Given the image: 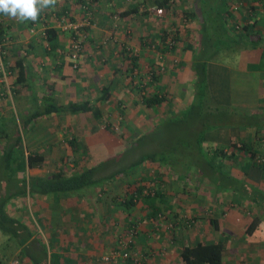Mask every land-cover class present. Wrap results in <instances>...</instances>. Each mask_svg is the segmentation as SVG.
Segmentation results:
<instances>
[{"label":"crops","instance_id":"obj_1","mask_svg":"<svg viewBox=\"0 0 264 264\" xmlns=\"http://www.w3.org/2000/svg\"><path fill=\"white\" fill-rule=\"evenodd\" d=\"M211 1L207 3L206 0L168 1L170 5L168 9L175 15L183 16L188 23L187 30L197 34L195 41L191 42L190 39L176 47L182 61L180 63L183 64V69L178 74L180 83H174L176 90L180 95L187 90L186 85L189 84L190 93L185 92V95L188 97V102L192 100L193 80L189 81L191 75L194 76V71L190 66L195 60L196 48L202 36L201 24L206 22L208 30L212 31L210 34L213 41H221L219 49L210 57L206 66L209 96L219 105L264 114V64H261L264 63L262 58L264 0L259 2L257 0H215L219 10L214 13L208 6ZM133 8H136V11H131ZM168 9L157 7L156 0H57L55 6L40 13L36 22L30 20L20 22L0 14V43L4 49L0 63V121H3V118L23 119L37 105L42 109L45 100L50 98L60 105L88 101L99 111L96 116L92 110L77 113L57 111L32 120L27 127L26 140L32 144L31 152H37L43 156L40 164H43L44 169L37 171L40 170L37 167L39 164L30 168L32 169L30 177L50 176L58 171L69 176L85 168L96 166L98 164L96 152L98 147L95 145L94 148L96 138L107 146L106 150L111 147L115 155L121 153L117 152L116 147L114 151L112 148L114 144L117 148L121 146V143L117 142L118 139L114 140L105 129L98 128L97 116L106 120L109 116L107 112L118 105L119 108L124 106L123 109L126 111L133 110L134 103H143L140 97L131 95L129 91L133 89V86H129V82L126 81L129 77L127 74L130 57L123 52L127 49L125 47L130 38L126 39L125 30L128 29L129 32L132 29V35L136 34V39L133 41L135 40L139 50L136 55L140 75L138 74L137 77L142 78L146 83V79H150L148 72L150 65L155 66L160 52L153 45L152 51L147 49L151 46L146 43V39H143L144 31L142 30L147 29L145 22L152 25L156 20V23H159L157 16L160 10L167 12ZM88 13L90 16L92 14V18L89 24H85L83 21L88 17ZM179 21L180 18L177 19V22ZM64 22L83 24L80 30L82 44L76 57L72 55V32L62 29ZM238 22L241 27L247 26V34H244V30L239 34L235 32L234 27ZM50 28L55 29V35L51 38L47 34ZM220 33L225 39L217 37ZM242 35L244 36L241 37ZM227 47L231 50L227 51ZM222 52L228 56L226 62L221 59L224 56ZM217 54L222 56L217 57ZM19 59L24 60L25 65L26 83L24 85L22 83L14 85L19 70L15 64ZM172 70L179 71V67L175 66ZM169 74L160 75L151 91L158 86L162 89L168 87L169 91H172ZM104 87L109 88V94L104 99H100ZM185 87L186 90H184ZM140 105H136L138 109H147L144 104ZM148 116H150L148 119H154L151 118L150 113ZM96 128L100 131L96 132ZM209 131H219V135H204L205 142L222 145L224 150H227L225 145L232 140L250 141L254 144L257 153L264 154L262 151L264 128L256 130L252 127L219 126ZM70 142L75 146H72ZM86 145H88L87 149H85ZM45 162H51L49 165L52 166L46 168ZM83 162H87V165L81 166ZM63 163L65 165L61 167ZM143 165L146 166V170L153 166V175L158 178L156 189L163 193L154 201L158 211H155L156 214L151 211L150 205L148 206L144 199L128 204V196L123 194L127 186L118 184L115 188L118 192L113 191L114 183L123 175L106 180L103 188L95 189L91 186L85 188L80 194H35L33 200L28 201V205L30 203L29 208L34 206L37 212L40 211V218L46 228L45 235L49 238L53 253L78 255L81 260L77 264H136L137 262L184 264L179 250L180 239L190 237L183 232V229L188 227L186 223L196 221L200 224L208 218L209 224L213 226L211 223L213 219L210 220L212 215L207 214L208 201L212 200L207 193L209 189L205 191L202 186H199L191 190L189 183L187 185L186 181H181L176 175L173 176L171 170L159 162L145 161ZM251 169V174H257V177H261L260 182L264 181L262 169L255 171ZM137 179L140 180V184H145L143 175ZM121 181L122 179H119L118 182ZM252 185L264 189V184L260 186L258 183H252ZM91 188H93L92 191ZM109 192L117 194L110 198L107 197ZM102 193L105 194L104 198ZM225 194L219 193L218 200H223ZM228 195L235 196V193H228ZM218 204L215 206L219 210L222 204L220 203L219 206ZM34 208L31 211H36ZM205 210L203 217H208L203 219L202 212ZM162 214L172 218L171 222L175 224L172 233L168 234L167 229L160 227V224L164 223ZM236 219L234 222L237 226L233 223H231L232 226L228 224L225 226V223L220 220L216 232H212L211 226L203 230L200 228L203 231L200 233V238L187 242L191 244L198 241L222 242L225 247L223 264L225 252H229L233 260H235L234 256L245 252L244 258H250L253 264H264V243H253V241L243 243L244 236L238 237L233 233L238 230L232 229H238V224L242 226L244 219ZM217 220L219 221V216ZM131 222L138 223V227L135 226L138 229L135 231L133 240L127 245L128 251L135 256V259L128 262L124 260L123 262L121 260L102 262L100 260L102 255L111 254L119 249L117 244L119 234L116 235L119 232L115 223H119V226L121 224V229L123 228L124 234H127L131 229L130 226L133 225H130ZM25 223L33 232L32 238L38 236L29 226L31 223ZM152 226H155V229ZM178 229L182 230L178 231ZM226 229L228 231H225ZM238 233L241 232L238 231ZM144 244L148 245L145 249ZM31 246L32 253H35L34 247L36 248L38 244ZM228 248L230 251H227ZM15 255L13 264H21V262L24 264L25 259L32 264V260L24 256L21 250L17 249ZM63 259V257L59 258L58 263L66 264ZM0 263L4 264L5 261ZM246 263L251 264L249 260Z\"/></svg>","mask_w":264,"mask_h":264},{"label":"rangeland","instance_id":"obj_2","mask_svg":"<svg viewBox=\"0 0 264 264\" xmlns=\"http://www.w3.org/2000/svg\"><path fill=\"white\" fill-rule=\"evenodd\" d=\"M208 1L210 2V0H206V3ZM209 4L208 6L211 12L214 13L217 10H219L217 3L215 4V0H212L211 3ZM168 11L164 12V10H160L159 16H157L159 23H156V20L155 22L153 21L154 23H152V25L149 23L147 24V22H145V27H147V29L142 30L144 31L143 36H142L143 39H146L149 41L150 39H152L153 40L152 42H154V39L160 40L159 35H161L164 31L168 36L167 40L170 42L174 41L173 44L175 45L177 44V46H181L183 42L188 41L190 39H191V42L195 41L197 34L196 32L192 33L189 30H187L188 23L187 21L184 20V17L180 15L179 16L175 15L174 12H172V10L168 9ZM178 18H180L179 22H177ZM214 27L216 26L214 25ZM234 30L238 34L243 33V29L240 25V22L235 24ZM125 32H126V39L130 38L129 39L130 42L128 41L127 43L128 45L126 44L127 47L125 46L124 47L133 51L132 55L139 53V50H137L138 46L135 44V40L133 41V39H136L135 38L136 34L135 36L132 35V29H130L129 32L127 29L125 30ZM221 34L222 33L218 34L217 37H221ZM173 37H175L176 39L174 40ZM221 38L225 39L224 37H221ZM81 44H82V40H81ZM239 47L241 48L243 46H239ZM245 47L248 48L249 46H245ZM147 49L149 51H152L153 48L148 47ZM229 50H231V48L227 47V51ZM159 52H160V56L159 58H157L158 61H156V64H155V67L157 68V72L159 76L162 74L166 76L170 72L172 73V75L171 73L168 75L169 81L172 84V91H169L168 87L163 89L164 90L163 94H165L167 96V99L169 100L167 102H164L158 109L157 108L152 109L146 106L145 107L147 109H144V110L138 109L137 106H141L140 104H142L140 102V104L134 103L133 110L127 109L125 111L123 109L124 106H122V108H119V105H118L116 108L110 110V112H107L109 116L107 117L106 120L97 118L99 119L98 120L99 124L97 125L98 128L100 130L105 129L107 134L111 135L114 138V140L118 139L117 142L121 143V146L119 148H117L115 144L112 145L113 151L115 150V147H116L117 152H121L115 155V153L112 152L111 147L108 148V150H106L107 146L104 143H100L101 140L96 138L94 142L95 143L94 148H95V145L98 147V150H96V152L98 153L97 154L98 163L101 161L102 162L106 161V166L103 168L105 170L109 169V171H111V170H115L118 165L120 166L119 167L120 169L123 168V164L127 163L132 158L137 159L140 155L148 152L149 150H156L158 148L157 151L164 153V155L169 156V157H172V154H174V157L176 159L175 164L172 163L173 165L171 166V168L169 166L167 167V169L171 170L172 175L173 176L176 175V177L180 179L181 181H186L187 185L189 183L191 190L192 189L195 190V187L200 186L199 184L205 185V187L201 185L204 190L209 189L207 193H208L209 198H212V200L208 201L207 214H209V216L212 215V217H210V220L212 219L217 220V216H219V221L217 220V223L220 222L221 220L223 223H225V226H227V224L229 226H232L231 223L237 226V224H235L234 222L237 220L236 218L244 219L242 226L238 224L239 226L238 229H232V230H238L241 233L239 234L238 231L233 232L232 230L231 232L238 235V237L244 236L243 243L245 244L249 243L250 241H253V243H264V214L262 216L261 213L259 212L258 207H254L249 202H245L244 201L245 199L243 197L241 196L239 197L236 194L235 196L234 195L231 196V195H228V193H226L225 196H223V200H218L219 198L217 197H219L220 190L217 189V185H216V183H219L220 181L219 179L220 170L223 172L229 173L230 175L236 177L237 179L239 178L244 179L251 184L258 183L260 184V186H263L264 181L260 182L261 177H257L258 176L257 174L256 175L251 174L250 168L247 169V167L245 166L246 165L245 162L248 161V157L242 156L240 154V156L237 159L229 160L225 157L215 156L214 157L215 162H213L212 166H210L208 164L209 160L206 162V159H208V157L200 155L199 152L193 149V146H194L193 144L195 143V137H196L194 133L201 128L200 123L204 118L203 119L198 118L197 120L195 119V120H189L185 122H180V120H176L178 118L179 112L184 107L189 105V103L191 102V101L188 102V97L185 95V92H187L186 94H188V92L190 93L189 91L190 86H188L189 84H187L186 85L188 87L187 90L185 87L184 90L186 91L181 92L180 95L178 94L176 90V85L174 83L176 84L180 83L178 74L183 69L182 67L183 64L180 63L182 61L180 60V57H179L180 54H178V50L171 48V51L168 52L167 54L163 53L160 50ZM220 54H217V57L218 55L219 57L222 56ZM222 54L224 55L225 53L222 52ZM3 55L4 54H2V56ZM223 57L221 58L222 61L226 62L228 56L224 55ZM130 64L131 63L129 61L128 62L129 67H130ZM175 66L179 67V71L173 72L172 68ZM129 74L130 72L127 74L129 77L126 81L129 82V86L131 85L134 87L137 81L131 80L132 76H130ZM192 80L194 82V76L191 75L189 82H191ZM130 81H133V84ZM153 85L154 83L152 84L151 87L147 88L148 92L152 90ZM129 92L131 93L132 96L140 97L135 87ZM193 97L194 95L191 96L192 99ZM130 108L132 107L130 106ZM148 113H150L152 115L151 118H154V119H148V117H150L148 116ZM150 120H151V123H150ZM1 123L3 122L0 121V128L2 126ZM14 123L18 126L17 128L19 129L21 137H22V148H23L24 155H27L31 152L30 149H31L32 144L30 143V141L28 142V140H26L27 130L20 128L21 124L23 123V120L19 119L18 117H15V121H12V120L4 121V124H5L4 127L10 133V140L14 141L16 137V133H15L16 127H14ZM98 128H96V132L100 131ZM207 134H211V135L218 134L219 135V131L206 130L204 135L207 136ZM139 136H140L139 141L135 143V139L139 138ZM3 143L4 142L0 140V154H1V147ZM208 144L214 145L211 142H208ZM72 146H75V145H72ZM217 146L220 147L222 145H217ZM87 147L88 145L85 146V149H87ZM125 148L126 149L131 148V149L126 150ZM225 148L229 151L230 143L225 145ZM262 148H263L262 151L264 152V144ZM124 149L126 151H124ZM108 153L109 154L111 153L109 157H108L109 155ZM1 162L2 161L0 160V165H1ZM49 163L45 162L46 168H48L49 166H52V165H49ZM256 163L263 165L262 173L264 174V154L263 153L258 152L256 153V156L254 158L249 159V165H252L251 168L254 169V171L262 168L261 166H259L261 168L255 167L254 164L256 165ZM38 164L39 166L37 167L40 170H37V169L36 170L37 171L43 170L44 169V166H42L43 164L42 165L40 163ZM64 165L65 164L63 163L61 167H64ZM86 165H87V162H83V164H81V166H86ZM145 167L146 166L143 164L139 165V167L137 166L136 169H134L131 173H129L130 169L126 170L127 175L125 174L121 178H118V181L119 179H122V181L121 182L116 181L114 183L113 191H117V189L115 188L118 184L126 186L127 185L126 183L128 182L132 183V179L134 176H137L138 178H140L141 175L144 176L145 185L152 186V188L154 186V189H156L158 178L157 176L153 175L154 174L153 169H152L153 166L148 167L149 170H146ZM31 172H32V169L28 167H26L24 171H18V172L16 171L14 173H11L10 171L5 172L3 171V168L0 166V203L8 195L12 194L13 192H18L20 189H23L24 186L21 183L22 182L21 178L25 176L30 177ZM210 175L212 176V179H215L214 181L212 179L209 180ZM262 180H264V175L262 177ZM94 187L95 189L103 188L105 187L104 182L103 183L101 182L100 184ZM25 188H26V192L24 194H18V196L12 197L7 202L6 210L8 211L10 215L16 216L18 219L23 220V222L31 223L29 226L33 229L34 232H36L39 238H41L42 240L46 242L48 250L49 252H51L53 250L52 245L49 242L48 236L45 235L46 228H44V223H42V219L40 218V211L38 210L37 212V209L34 208V206L32 208L31 207L29 208L30 203L28 205V201L33 200L35 193H30L28 186H26ZM84 189L85 188L76 192L75 194L82 193ZM92 190L93 188H91V191ZM103 192L105 193V191ZM104 193H102L103 198L105 197ZM115 194L117 193L109 192L107 194V197L111 198ZM214 200H216L217 203ZM218 203L222 204L221 209L219 210L215 206V204H218ZM33 208L36 211H31V209ZM205 212L206 210L202 212L203 215L201 218L203 219L208 217V216L205 218L203 217L205 216L204 215ZM161 216H163L162 220L164 221V223H161L160 227L165 228V230L167 229L168 234L172 233V231H174L175 229L174 222L173 221L171 222L172 218L168 217L167 214H162ZM257 216L262 218V220L259 221L255 230L249 234L246 231L247 225L250 221H252ZM208 220L209 219L207 218L206 221L200 224H198L196 221L191 222V223H186L188 227L184 228L183 232H185L188 236H190L189 237L190 239L189 238L180 239V247L181 245H183V243L191 244L187 242L191 239L197 240L198 238H200V233L203 232L202 230L206 227L209 228L211 226ZM227 221L229 222L226 223ZM115 225L119 232V233H116V235L119 234L117 237L118 238L117 244L119 245L118 246L119 249L113 251L112 253L118 250H124L128 248L127 245L130 244V242H132L133 236H134V235L133 236L130 235V232H129L130 230L127 232V234H124L125 230H123V228L121 229V224L119 226V223H115ZM130 225H132L130 226L131 230L134 229L136 231L138 229L137 222L136 223L131 222ZM47 226L49 225L47 224ZM211 227H212L211 228L212 232H216V228H214L213 226ZM152 228L155 229V226H152ZM181 230L182 229H178V231H181ZM225 231H228V229H226ZM251 245H254V244H251ZM145 247H148V245L144 244V249ZM17 249L19 250L21 249L17 241V238L14 236H10V235L8 236L0 230V255H2L3 253L7 255L6 259L5 258L2 259V260L5 259L4 264H13L15 262V259H16L15 252ZM65 250L67 251L66 248ZM227 251H230V249L228 248ZM111 254L108 253V254L102 255L100 257V260L105 263L109 262V261H104L103 257L106 255L110 256ZM243 254H245V252L238 254V256H234L235 260H233L232 258H230L233 256L229 252H225L224 253L225 255L224 264H232V263L247 264L246 262L248 260L251 262V264H253L250 258H244ZM130 256H131L130 260L135 259V256H132V255ZM64 257H68L69 259L67 262H65L64 260V263L66 264H75V263L77 264L81 260L79 259L80 257L78 255H74V254H67V255H64ZM74 259H76L77 261L74 262L73 261ZM123 260L124 259H122L121 261L123 262ZM124 262H128V260L126 259L124 260ZM24 264H30V262H28L27 259H25Z\"/></svg>","mask_w":264,"mask_h":264},{"label":"trees","instance_id":"obj_3","mask_svg":"<svg viewBox=\"0 0 264 264\" xmlns=\"http://www.w3.org/2000/svg\"><path fill=\"white\" fill-rule=\"evenodd\" d=\"M169 0H156V5L159 8L168 9L170 5H168ZM258 2L260 0H257ZM136 8H133L131 11H136ZM201 37L199 40V44L196 48V54L194 56L195 60L193 64L190 66L194 71V82H193V99L184 107L178 115L176 120H180V122H185L189 120H197L198 118H204L200 126L201 128L196 131L194 134L195 143L193 144V149L199 152L200 155L208 157L206 162L212 166L215 156L225 157L229 160L237 159L240 154L242 156L248 157V161L245 162V166L251 168L252 165H249V159L254 158L256 156L257 151L255 150L254 144L250 141H234L230 142V150H224L223 146L218 147L217 145H209L204 140V133L206 130H211L213 128L219 126H236L238 128H248L252 127L256 130H261L264 128V114L262 113H254L247 112L245 110L237 109L227 105H219L213 102L211 97L207 91V75H206V66L207 62L219 49L221 41L217 42L213 41L211 34L212 31L208 30L206 22H203ZM242 29L245 31L244 34H247V26L243 25ZM48 36L51 38L55 35V29L50 28L47 30ZM242 35L241 37H243ZM167 34L163 31L161 35H159L160 40L150 39L146 40V43L152 47H156V50H160L163 53H168L172 49H176L177 44H173L167 40ZM175 40L176 38L173 37ZM160 45V46H159ZM125 49V48H124ZM126 56L130 57V67L128 73L130 72L131 80H135L136 85L135 89L138 91L140 99L142 100V104H144L148 108L158 109L164 102H167V96L163 94V89L159 86L153 91L148 92L147 88L152 86L154 82L158 80L159 74L157 72V68L155 66L152 67L150 65L149 69V80L146 79V83L143 82L142 78L137 77L139 69L137 63V55H132L133 51L129 49H125L123 52ZM129 53V55H128ZM262 58H264V49L262 53ZM264 64L263 62L261 63ZM18 67V75L17 80L14 81V85L18 83H22L23 85L26 83L24 78L25 65L24 60L19 59L15 64ZM137 70V71H136ZM136 71V72H135ZM135 77V79H134ZM133 81H130L133 84ZM133 87V88H134ZM109 88L104 87L102 90L101 98L104 99L109 94ZM93 111L94 116L98 115L99 111L97 108H93L92 105L87 101L84 102H70L66 105L56 104L50 98L49 100H45L44 106L42 109L37 105L36 108L30 110L28 115L24 116L23 123L20 128L26 129L28 124L48 113L59 112V111H69L72 113L77 112H86ZM180 117V118H179ZM100 119V117L97 116ZM98 119V120H99ZM3 123H1L0 128V140L4 143L1 147L0 160L1 167L3 171L7 172H18L24 171L26 167L32 168L38 165V163L42 162L43 156L37 152H30L27 155H24L22 148V137L20 134L18 126L14 123V127H16V137L14 141L10 140V133L5 129L4 121H8L7 119H2ZM15 121L14 119H10L9 121ZM205 130V131H204ZM145 135V134H144ZM140 139L136 138L135 143H137ZM71 143V142H70ZM73 145V143H71ZM132 148V147H131ZM128 148L126 150H129ZM124 149V151H126ZM158 149V148H157ZM156 150H149L146 153L140 155L137 159L132 158L127 163L123 164V168H119L118 165L115 170L109 171V169H104L106 166L105 162H99L96 166L85 168L81 172L73 174V175H64L62 172H54L50 176L45 177H22V185L23 189H20L18 192H13L8 195L6 198L2 200L0 203V230L6 235L14 236L17 238V241L21 247V253L24 256L29 257L32 260V264H59L58 259L63 257L65 262L69 259L68 257H64L62 254H55L53 251L49 252L47 244L44 240L39 238L38 236H33V232L30 230L28 225L22 220L18 219L16 216H12L6 210L7 202L12 198L18 196V194H24L26 192V186H28L30 193L35 194H72L76 193L83 188H88L91 186H96L101 182H105L106 180L113 179L116 176L125 175L126 170L130 169L129 173H131L136 167L142 165L143 162H159L167 167L175 164V157L172 154V157L164 155ZM228 151V152H227ZM238 151V153H236ZM239 154V155H236ZM173 163V164H172ZM257 165V166H256ZM254 166L263 169V165L256 163ZM127 175V174H126ZM219 183H216L217 189L220 190L221 193H235L239 197H243L246 201H248L254 207L259 208V212L263 216L264 214V189L258 188L248 181L244 179H237L236 177L230 175L227 172H223L220 170L219 173ZM137 176H134L132 179V183H127V188L124 190L123 194L128 196L127 203L134 204L137 200H145L151 207V211L155 213L157 211L156 206L154 205V201L157 197H161L163 193L157 189H154V186H147L145 184H140V180L137 179ZM209 180L212 179V176H209ZM28 179V180H27ZM218 179V180H219ZM213 181L215 179H212ZM218 182V181H217ZM200 186L204 184H199ZM123 196V195H122ZM125 199V198H124ZM158 212V211H157ZM156 212V213H157ZM155 213V214H156ZM262 218L259 216L255 217L252 221H250L247 225L246 231L250 234L252 233L259 221ZM214 228H218L217 220L211 221ZM135 235V234H134ZM32 244H38L36 248L34 247L35 253H32ZM224 244L222 242H202L198 241L192 244H183L180 248V257L184 264H223V251ZM119 252H127L128 256L124 258V260H130V253L128 252V248L124 250H118ZM4 256V257H3ZM7 255L3 253L0 257V262L6 259ZM5 258L4 260H2ZM122 260V258H118V261ZM110 261V262H114ZM133 261V260H131ZM137 262L136 264H138ZM2 264V263H0Z\"/></svg>","mask_w":264,"mask_h":264},{"label":"clouds","instance_id":"obj_4","mask_svg":"<svg viewBox=\"0 0 264 264\" xmlns=\"http://www.w3.org/2000/svg\"><path fill=\"white\" fill-rule=\"evenodd\" d=\"M57 4V0H0V14L20 22H36L45 9Z\"/></svg>","mask_w":264,"mask_h":264},{"label":"built area","instance_id":"obj_5","mask_svg":"<svg viewBox=\"0 0 264 264\" xmlns=\"http://www.w3.org/2000/svg\"><path fill=\"white\" fill-rule=\"evenodd\" d=\"M91 19V16L89 15L88 13V17L83 21L85 24H89V20ZM83 27V24L82 23H76V22H64L63 25H62V29L64 31H69V32H72V36H71V39H72V55L74 57L77 56V53L78 51L80 50L81 48V39H80V30L81 28ZM4 53V49L3 47L1 46V43H0V62H1V58H2V54ZM135 234V230L134 229H130V235L133 236ZM128 256V253L127 252H119V251H116L114 253H112L110 256L109 255H106L103 257V260L104 261H114V260H117L118 258H126Z\"/></svg>","mask_w":264,"mask_h":264}]
</instances>
